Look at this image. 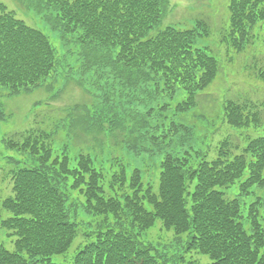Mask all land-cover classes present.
<instances>
[{
    "label": "trees",
    "instance_id": "16d2710c",
    "mask_svg": "<svg viewBox=\"0 0 264 264\" xmlns=\"http://www.w3.org/2000/svg\"><path fill=\"white\" fill-rule=\"evenodd\" d=\"M27 2L66 51L60 55L44 32L0 2V95L27 94L62 75L76 79L93 105L72 107L68 133L80 125L89 148L110 160L83 146L72 157L56 131L4 137L11 153L1 182L11 190L0 193V264H199L203 255L204 264H264V127L248 131L260 129V113L227 101L222 120L244 129L245 144L225 138L214 157L196 143L195 126L176 120L222 72L219 58L198 46L209 35L202 21L161 28L169 0ZM228 11L220 37L227 56L258 45L264 51V0H230ZM249 65L264 81V65ZM178 94L172 108L151 105ZM121 149L146 157L143 168L129 170ZM159 224L171 238L151 237Z\"/></svg>",
    "mask_w": 264,
    "mask_h": 264
},
{
    "label": "rangeland",
    "instance_id": "374dc122",
    "mask_svg": "<svg viewBox=\"0 0 264 264\" xmlns=\"http://www.w3.org/2000/svg\"><path fill=\"white\" fill-rule=\"evenodd\" d=\"M0 2L28 25L44 32L60 55L65 53L66 47L63 46L58 33L51 29L43 19L41 12L39 10L37 12V9L28 4L27 0H0ZM229 3L230 0H169L160 25L161 28L171 25L186 29L193 27L197 21H202L209 30V35L201 38L198 46H207L211 53L219 58L222 66L221 75L211 87L198 96V106L188 114H181L176 120L196 127V143L201 149L207 151L210 157L216 155L214 152L216 146L225 138H230L231 142L240 146L242 137L238 134L245 132L244 129L238 130L223 122L220 111L223 110V105L227 101L248 102L255 107V112H260L262 125L259 130L249 128L248 131L252 135L260 134L264 127V82L245 69V65L248 67L249 64V66L256 64V59L260 65H264V51L260 50L258 45L233 58L227 56L226 49L221 47L220 37L229 25ZM256 53L255 59L253 55ZM68 61L73 64V57L68 58ZM75 80H67L62 75L57 81L51 83L49 80V85L27 94L13 97L0 95L2 109L6 114V118L0 121V168L5 163V156L11 153L5 149L3 138L11 134H21L32 128H41L49 132L56 131L57 142H64L72 157L76 156L81 150L80 146H83L85 153L110 160L106 151L100 153L96 149L89 148L87 144L91 137L82 135L83 128L80 125H75L68 133V122L75 115L72 107L77 105L81 109H86L93 105V98L87 95ZM182 99L183 95L178 94L174 98H159L151 105L157 107L163 102H168L172 108ZM169 112L173 113L172 109H169L168 114ZM57 126H62L59 131H57ZM74 132L76 137L71 135ZM68 134L71 136H67ZM113 140L108 139V143L112 144ZM244 144L242 143V146ZM120 155L128 163L129 170L143 168L142 164L146 163V157L135 156L126 149H121ZM1 180L0 173V193L10 192V185L2 186ZM256 192L262 194L260 191ZM237 193L238 187L228 190L231 197L236 196ZM150 235L152 238L162 236L164 239H169L172 237V232L165 231L159 224L151 230ZM199 258V264L210 261L206 255Z\"/></svg>",
    "mask_w": 264,
    "mask_h": 264
}]
</instances>
